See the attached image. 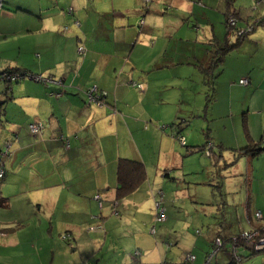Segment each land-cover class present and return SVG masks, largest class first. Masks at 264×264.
I'll return each instance as SVG.
<instances>
[{
	"label": "crops",
	"instance_id": "crops-1",
	"mask_svg": "<svg viewBox=\"0 0 264 264\" xmlns=\"http://www.w3.org/2000/svg\"><path fill=\"white\" fill-rule=\"evenodd\" d=\"M3 1L1 0L0 8L3 7V10H0V21L9 19L14 21V25L7 27L0 23V30L2 27L3 32L0 39L13 37L7 44L0 40V68L16 67L15 70H26L51 79L37 81L33 78H19L7 84L0 80V101H3L0 127L8 126L6 138L15 136L13 141H7L12 144V148L8 159L4 161V182L0 183V198H6L4 205H0V231L10 238L7 243L18 244L19 231L10 226L2 227L12 223L17 215L7 217L4 211L13 207L12 200L17 197L22 199L19 212L23 211L25 202L30 203L42 224L46 243L50 244L48 263L39 261L40 264H52L55 251L63 249L56 238L59 230H64L72 237L86 231L83 228L85 221L89 224L91 218L97 215L94 194H100L101 199L112 201L118 207L122 203L118 199L128 195L132 197L134 193L141 195L140 191L147 190L148 166L152 164L150 157L159 149L154 143V147L145 145L147 140L155 141L156 135L159 136L158 132L143 127L145 118L152 119L144 102V99L147 104L152 101L151 94L147 93L151 72L160 71L166 66L172 69L171 65H174L175 70L182 66L194 73L198 69L203 73V81L208 88L205 103L210 107L211 119L214 105L219 103L222 93L224 97L221 109L226 111L218 116L224 114L231 119L228 125L233 135L232 140L226 143L223 139H218L217 144L234 152L251 142L262 140L261 143H264V22L255 24L253 28L258 30L240 39L236 47L225 52L218 66L214 69L210 67L211 59L217 54V45L225 40L236 39L225 23L226 0H170L174 6L167 13L170 16H178L179 18H175L179 21L184 20L182 15L186 13L180 14L177 9L189 7L196 18L202 19L197 23L198 26L194 25L197 32L204 28L200 34L198 32L193 36L195 38L188 26H182L183 33H171V18L164 17L165 11H162L171 10V5L167 8L170 3L165 0ZM262 2L264 0H234L233 9L238 12L237 25L243 26L248 21L252 23L264 17ZM247 4L255 9L254 14L250 9L243 11ZM255 15L261 16L251 18ZM141 18L142 29L137 30L134 25ZM62 25L68 26H65L67 29L64 28L68 30L66 35L60 34ZM118 33L122 34L119 38L116 37ZM165 39L166 42L171 40L172 49L165 45ZM79 42L86 47V53L82 56L76 54ZM137 42L140 45H151L157 51L152 63L145 64L148 58L144 59L143 55L141 64L137 62L140 58L137 52L133 54ZM4 50L11 54L7 61L1 57ZM124 55H127L126 61ZM126 65L132 67L131 72H124ZM118 70L119 78L116 75L113 84L112 79ZM173 76L185 77L180 73ZM127 78L144 84L143 95L139 100L129 99L132 91L124 83ZM241 78H246L248 84H240L238 80ZM220 85L226 89V93L222 92ZM94 87L98 93L106 92L102 98V106L88 102L89 90ZM235 89L241 90L237 103L233 101ZM209 92L214 93V98L210 97L206 101ZM180 102L181 99L177 98L176 109L170 110V114H181ZM187 104L190 105L188 102ZM161 107L157 106L156 115H159ZM128 108H133L135 114L129 113ZM211 119L207 122L206 135L214 128ZM33 121H40L44 125L35 134L28 130V124ZM100 121L101 124L96 125ZM222 128L227 129L226 120H223ZM121 135L126 139L124 142L120 140ZM165 139L172 148L169 147L168 151L173 157H177L174 144L168 138ZM186 143L187 141L185 145ZM196 146L189 145V151H197ZM131 150L134 151L133 155H130ZM119 157L141 160L146 167L147 177L129 194L116 198ZM243 157L246 159L245 165H238L236 160L231 164L234 165V172L241 177L236 182L238 188H241L239 204L243 218L248 223V228L243 230H264V152L254 157ZM230 159L232 157L228 158ZM165 168L167 167H164L163 176L170 177L171 169ZM257 210L261 213L260 217L255 215ZM31 216L34 217V213ZM238 224H243L242 215ZM9 232L11 235H8ZM113 232L114 229L112 236ZM228 234L220 237L226 239ZM90 237L93 243L99 238L96 234ZM137 243L134 241L133 246ZM57 244L59 249H56ZM130 246L122 244L121 250L117 247V251L125 253ZM136 249L143 256L141 250L144 249L135 246L129 251V261L135 260L133 252ZM241 252L245 254L244 251ZM128 255H125V260H128ZM253 255L254 253L247 254L239 264H254L258 256ZM251 256L254 258L247 260ZM183 258L179 256L170 262ZM244 260L247 261L243 263ZM195 261H198L197 257ZM215 264H218L217 261ZM257 264H264V260Z\"/></svg>",
	"mask_w": 264,
	"mask_h": 264
},
{
	"label": "rangeland",
	"instance_id": "rangeland-1",
	"mask_svg": "<svg viewBox=\"0 0 264 264\" xmlns=\"http://www.w3.org/2000/svg\"><path fill=\"white\" fill-rule=\"evenodd\" d=\"M165 2L170 3V0H165ZM191 2L194 3V1ZM170 5L171 10L162 11H165L164 17L171 18L170 24L173 25L171 33L176 35L183 33L182 26L189 27L192 37L198 32L201 33L204 28L197 32L194 25H197L202 19L200 17L196 18L189 7L185 9L179 7L177 9L180 14L186 13L182 15L184 20L179 21L175 18L178 16L173 17L167 14L174 9L172 2L166 7L168 8ZM245 8L243 11L250 9L253 12L252 14L255 13V9H251L248 4ZM0 10L2 12L3 7ZM260 16L255 15L251 18ZM166 22L168 21L166 20ZM0 23L7 27H13L14 25V21L9 19H2ZM65 26L68 28L67 25H62L60 34H67L68 30ZM134 26L137 30L142 29L138 22ZM201 26L204 27V25ZM256 30H258L256 27L253 28L247 35L249 36ZM128 32L129 30H127ZM2 33L1 27L0 34ZM33 35L35 36V34ZM119 36H122V34L118 33L116 35L117 38ZM12 38L8 37L0 40L7 44ZM117 43L119 44V39ZM137 43L138 45L133 51V54L137 52V56L140 58L137 62L141 64V55H143L144 59L148 58L145 64L152 63L154 53H157V51L151 45ZM165 45L168 46V49L173 48L171 40L170 42L167 41ZM76 52L78 56L86 53H78L77 46ZM128 52L129 49L126 54ZM10 55L9 52L4 50L1 57H4V61H7ZM124 60H127V55H124ZM171 66L172 69H168L169 67L166 66L160 71L151 72L147 93L151 94L152 101L147 104L146 99H144L147 109L149 108V111L153 114L148 111L152 119L145 118L143 127L154 129L159 134V136L156 135L155 141L152 139L147 140L145 144L147 147H154V144L159 147L150 157V159L152 158L150 161L152 164L148 166L147 190L140 191L141 195L134 193L132 197L128 195L118 199L117 201L121 200L123 205L121 203L117 207L116 213L112 211V201L103 198V205L99 207L98 201L94 198L97 208L95 214L97 215L91 218L92 221L89 224H86L85 221L83 228L86 231H82L77 237L67 235L66 238H63V234L67 233L64 230H59L57 237L54 233L60 242L58 244L63 249L55 251L52 264H162V262L163 264H170V261H175L179 256L183 258L188 253H192L197 257L198 261H194V264H203L208 255L207 253L213 250L211 240L213 241L217 236L216 234L222 236L229 233L227 237H235L240 231L248 228V223L243 218V213L240 210L239 191L241 188H238V183H236L241 177L237 172H234V165L223 167L225 160L231 157L233 159V152H229V150L217 144L218 139H223L228 143L233 137L228 125V122L231 121L230 116H224V114L218 116V114L226 111L221 109L224 94H220L219 103L214 105V113L211 119L210 107L205 103V92L208 91V88L205 87L203 73L199 72L198 69L195 73L189 72L187 68L182 66L175 70L174 65ZM131 70L132 67L130 68L129 65L124 68V72H131ZM119 73L120 70L117 71V74H114L113 84L116 75L119 78ZM177 73L185 75V77L177 78L173 76ZM24 79L32 80L27 77ZM128 79L124 83L132 91L129 99L139 100L143 95L144 84L143 88H140L136 85L137 80L133 82ZM10 82L6 81L5 83ZM116 82L120 83L117 79ZM220 86L222 92L226 93V89L222 85ZM240 93V89H235L233 93L235 103L240 100ZM177 98L181 99V114L175 116V112L172 115L169 111L176 109L175 102ZM225 101L227 102V99ZM159 105L162 107L159 115H156L158 113L157 106ZM161 109L163 115L160 114ZM236 109H238L237 105ZM127 110L129 113L135 114L133 108ZM159 117L161 120H159ZM210 119L214 128L206 135L207 122ZM223 120L227 122V129L222 128ZM100 124L101 121L96 123V125ZM0 128V157L3 161H6L12 148V144L10 145L8 142L13 141L15 136L10 133L11 136L6 138L8 126ZM177 135L184 137V142L187 141L186 146L181 144ZM160 136L161 138H159ZM134 138H137V141L140 142L137 136H134ZM165 138H168L169 142L174 144V153L177 157H173L174 155L168 151L170 145ZM120 140L124 142L126 139L121 135ZM205 140L208 141L205 148L195 152L189 151V145L202 144ZM105 146L107 147V143H105ZM170 149L172 148L170 147ZM4 151L7 153L6 155H2ZM133 152L131 150L130 155H133ZM243 156H235L238 165H245L246 159ZM164 167H167L165 169H171L169 170L170 177L163 176ZM4 175L0 178V183L4 182ZM155 200L161 201L162 206L165 207V218L162 220L156 219ZM12 201L13 207L4 212L7 217L17 215V218L12 223H7L2 227L10 226L11 229L19 231L20 242L18 244L7 243L10 238L6 236V233L0 231V264H40L39 261L48 263L47 259L51 255L49 251L50 244L46 243L47 238L43 236L42 224L35 215V208L30 203L25 202L22 206L23 211L19 212L18 209L22 205V199L17 197ZM33 213L34 217L31 216ZM241 215L243 224L239 225ZM98 224L101 225L100 228H89L91 225L96 226ZM152 225H154L153 232L150 229ZM112 229L115 230L113 236ZM51 232L53 235V231ZM10 233L8 235H11ZM95 234L99 238H96L95 241L97 242L93 243L90 235ZM134 241L138 243L133 246ZM32 243L34 247H31ZM58 244L56 249H59ZM122 244L131 245L125 250V253L117 251V247H120L121 250ZM228 245L229 242H225L224 246L217 251V254L210 258V263L215 264L216 261L218 264L228 263L232 259V255L226 251ZM135 246H140L144 251H147L141 250L143 256L142 254L141 256L140 254L137 255L139 261L133 259L129 261V251ZM36 250L39 251L36 252ZM237 251H244L245 254H248L250 249L241 244L237 246ZM125 255H128V260H125ZM253 256H258L253 262L254 264L262 263L264 251H257ZM253 256L247 260L254 258ZM247 260H244L243 263Z\"/></svg>",
	"mask_w": 264,
	"mask_h": 264
},
{
	"label": "built area",
	"instance_id": "built-area-1",
	"mask_svg": "<svg viewBox=\"0 0 264 264\" xmlns=\"http://www.w3.org/2000/svg\"><path fill=\"white\" fill-rule=\"evenodd\" d=\"M150 1V0H145V2ZM2 2L0 0V6ZM71 10V8H69ZM78 23V21H75ZM139 25L142 24V18L138 22ZM227 25L234 30V33L237 36H243L246 35L248 32L252 30V24H246L245 26L237 27L236 26V18L234 16H229L227 19ZM85 46L82 42H79L77 44V51L78 53H84L85 52ZM33 78L34 80L37 81H46V80H51L47 79L46 77H43L40 74H32L26 70L18 71V70H12V71H0V80L6 82V81H13L17 80L19 78ZM247 79L246 78H241L239 79L240 83H246ZM137 86L140 88H143V85L141 83H136ZM105 91H102L101 93L97 92L96 88H92L89 90V99L88 102H95L97 106H102L103 102L99 99L100 94H105ZM43 124L40 121H34L29 124V131L32 134H35L39 132L43 128ZM179 140L181 143L184 142V137L182 135H178ZM7 153L4 151L2 155H6ZM4 175V161L0 160V178H2ZM94 198L98 201L99 207L103 205L102 199L100 197V194L96 193L94 194ZM155 205V210H156V219L157 220H162L165 218V207L162 206L161 201L155 200L154 202ZM112 211L117 212V205L115 203L112 204ZM260 211L257 210L255 212V215L257 217H260ZM101 225L98 224L96 226H90V229L94 228H100ZM151 231H154V225L151 226ZM67 233L63 234V238L67 237ZM236 237V236H235ZM235 237H231L229 241H224L220 236H215L213 239V250L209 253H207V257L205 258L203 264H211L210 263V258L214 255L217 254V251L222 248L225 244V242H229V245L226 249L228 254L232 255V260L235 262H238L241 258V254L237 251V246L241 242V244H244L246 247H248L250 250L254 251H259L261 249H264V234H259V231L257 229H250V230H242L239 233V238L238 240ZM239 241V242H238ZM140 254V250L136 249L133 252V256L135 260H137V255ZM196 259V256L192 253H188L187 255L184 256L183 259L173 262L170 264H194V261Z\"/></svg>",
	"mask_w": 264,
	"mask_h": 264
},
{
	"label": "trees",
	"instance_id": "trees-1",
	"mask_svg": "<svg viewBox=\"0 0 264 264\" xmlns=\"http://www.w3.org/2000/svg\"><path fill=\"white\" fill-rule=\"evenodd\" d=\"M233 2H234V0H226V10H227L226 11V19L229 15H233L236 17L238 15V12L235 10V8L233 9ZM261 22H264V17L259 18L256 21H253L252 24L253 25H255L257 23L260 24ZM225 23H226V20H225ZM235 38H236L235 40H232V41L225 40L222 44L217 45V54L213 56V58L211 59L212 61L210 62L211 68L214 69L216 66H218L219 62L222 60L223 54L225 52L231 50L232 48L236 47L238 45V43L240 42V39H242V37H237V36ZM15 69H17V68L16 67H6L2 70L3 71H12ZM211 77L214 78V76H211ZM238 82H239V80H238ZM240 84L247 85L248 80L246 81V83H240ZM100 96H101L100 99L102 100V98L105 96V94H100ZM210 97L214 98L213 92L208 93V95L206 96V101H209ZM102 102H103V100H102ZM2 104H3V101H0V109L2 107ZM103 104H104V102H103ZM184 141H185V139H184ZM261 142H262V140L260 142H258V141L251 142L249 144L244 145L239 150H234L233 159L232 160L231 159L225 160L223 163V167L230 166L235 161V156H237V155H247L249 157H254V156H257L260 153L264 152V143H261ZM207 143H208V141L205 140L202 144L197 145L195 147V149L200 151L203 148H205ZM181 144L186 146L185 142H183ZM218 146H221V144H218ZM208 148H209V146H208ZM4 173H5V169H4ZM116 173H117V185L115 188V197L116 198H121V197L129 194L136 187H138L142 182H144L146 177H147L146 167H145L144 163L141 160L132 159V158H128V157H119L118 158L117 172ZM166 174H167V172H166ZM5 199L6 198H4V197L0 198V205H4L3 203H4ZM259 234H264V230L260 229ZM235 238L238 240L239 234ZM222 239L224 241H226V240H230L231 237H228L226 239L222 238ZM239 245H241V242L239 243ZM254 252L255 251L252 250L248 254L250 255V254H253ZM246 255L247 254L242 253L240 260L238 262H236V264H239L243 260V257H245ZM228 264H235V262L233 260H231V261H229Z\"/></svg>",
	"mask_w": 264,
	"mask_h": 264
},
{
	"label": "clouds",
	"instance_id": "clouds-1",
	"mask_svg": "<svg viewBox=\"0 0 264 264\" xmlns=\"http://www.w3.org/2000/svg\"><path fill=\"white\" fill-rule=\"evenodd\" d=\"M229 16H231V15H229ZM229 16H228V17H229ZM232 16H233V15H232ZM228 17H227V19H228ZM234 17L236 18V26H237V27H241V26H238V25H237V21H238L237 17H236V16H234ZM227 19H226V26H228V25H227ZM246 24H252V23H248V22H247V23H245V25H246ZM245 25H243V26H245ZM253 27H254V25L252 24V29H253ZM228 29H229V31L232 33V35H234L235 37L237 36V35L234 33V30L231 29L229 26H228ZM251 31H252V30H251ZM251 31H250V32H251ZM248 33H249V32H248ZM248 33H247V34H248ZM247 34H246V35H247ZM246 35H243V36H237V37H242V38H244ZM30 123H31V122H30ZM258 231H259V230H258ZM226 241H227V240H226ZM250 251H252V250H250ZM259 251H264V249H261V250H259ZM255 252H257V251H255ZM255 252H254V253H255ZM239 253L242 254L241 251H240ZM243 258H244V257H243ZM231 260H232V259H231ZM231 260H230V261H231Z\"/></svg>",
	"mask_w": 264,
	"mask_h": 264
},
{
	"label": "bare ground",
	"instance_id": "bare-ground-1",
	"mask_svg": "<svg viewBox=\"0 0 264 264\" xmlns=\"http://www.w3.org/2000/svg\"><path fill=\"white\" fill-rule=\"evenodd\" d=\"M0 160L2 161L1 157H0Z\"/></svg>",
	"mask_w": 264,
	"mask_h": 264
}]
</instances>
